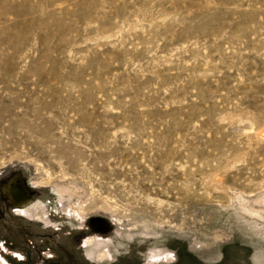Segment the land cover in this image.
<instances>
[{
	"label": "rangeland",
	"instance_id": "rangeland-1",
	"mask_svg": "<svg viewBox=\"0 0 264 264\" xmlns=\"http://www.w3.org/2000/svg\"><path fill=\"white\" fill-rule=\"evenodd\" d=\"M230 246L264 264V0H0V264Z\"/></svg>",
	"mask_w": 264,
	"mask_h": 264
},
{
	"label": "crops",
	"instance_id": "crops-1",
	"mask_svg": "<svg viewBox=\"0 0 264 264\" xmlns=\"http://www.w3.org/2000/svg\"><path fill=\"white\" fill-rule=\"evenodd\" d=\"M233 246L230 247H226L224 249L221 250L220 255L218 256V258L216 260H214V262H216V264H221L220 262L223 261L224 259H229V256L231 255V253L233 251H235V249H233ZM242 264H247L250 261V258H248L247 254H244L243 251V258H242Z\"/></svg>",
	"mask_w": 264,
	"mask_h": 264
},
{
	"label": "bare ground",
	"instance_id": "bare-ground-1",
	"mask_svg": "<svg viewBox=\"0 0 264 264\" xmlns=\"http://www.w3.org/2000/svg\"><path fill=\"white\" fill-rule=\"evenodd\" d=\"M19 198V197H18Z\"/></svg>",
	"mask_w": 264,
	"mask_h": 264
}]
</instances>
